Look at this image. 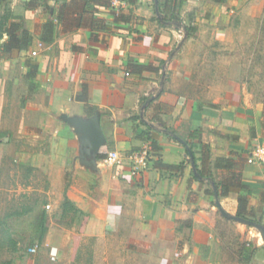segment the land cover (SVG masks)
<instances>
[{"label": "crops", "instance_id": "1", "mask_svg": "<svg viewBox=\"0 0 264 264\" xmlns=\"http://www.w3.org/2000/svg\"><path fill=\"white\" fill-rule=\"evenodd\" d=\"M90 1L49 0L48 7L41 3L36 9L24 5L19 19L32 44L26 51L0 53V84L19 73L36 93L35 130L46 118L55 135L50 158L57 178L67 175L72 181L65 196L74 207L105 223L109 216L117 226L132 223L142 236L131 237L128 244L150 264H220L217 253L223 242L216 226L237 222L211 205L216 186L209 179L218 181L216 173L220 178L231 172L216 169L218 160H225L224 165L230 161L247 188L219 198L223 208L237 215L243 196L247 217H264V166L247 162L251 149L264 144V81L258 77V89L249 87L248 73L236 72L245 64L235 58L244 48L237 45L236 26L239 21L264 24V0H175L180 25L169 20L167 0L124 3L119 9L132 12L126 23L114 21L112 8L88 13ZM74 2L81 11L71 16L94 19L93 26L65 31L57 25L54 41L41 42L44 24L65 3ZM190 24L195 31L188 33ZM252 35L258 36V75L263 76L264 29ZM30 62L37 67L32 80L27 77ZM32 93H24L22 102ZM96 113L107 139L99 155L115 151L126 157L150 146L153 157L145 173L132 177L122 165L108 166L106 157H97L96 168L81 163L79 138L61 117L87 119ZM41 157L34 152L30 160L37 163ZM249 233L248 247L257 249L253 260L264 264L260 240ZM66 237L42 243L38 252L45 256L38 264H61L68 246L76 244ZM50 245L54 248L48 256Z\"/></svg>", "mask_w": 264, "mask_h": 264}, {"label": "rangeland", "instance_id": "2", "mask_svg": "<svg viewBox=\"0 0 264 264\" xmlns=\"http://www.w3.org/2000/svg\"><path fill=\"white\" fill-rule=\"evenodd\" d=\"M24 5L23 0L2 2L0 23L5 17L19 18ZM236 28L237 45L244 48L236 51L235 58L236 62L245 64L244 68L242 65L236 68V72L248 73L249 87L258 89V77L264 81V75H258V36L252 32L264 29V24L239 21ZM260 40L264 42V38ZM20 77L23 75L17 73L12 80L0 84V264H38L45 255L38 251L31 254L30 248L39 245L40 249L47 239L54 242L61 235L72 237L76 242L68 246L61 264H150L142 260L141 251L128 244L131 237L142 236L133 229L132 223L123 222L117 226L116 222L105 223L73 210L71 206H64L66 186L72 181L68 182L67 175L62 180L57 178V168L50 158L55 135L45 123L46 118H43V127L35 130L38 119L34 116L38 102L36 93L22 78L20 81ZM27 92L32 94L24 103L22 97ZM34 152H41L43 160L31 161ZM215 175L219 180L220 175ZM93 187H97V182ZM207 188L211 186L208 184ZM99 213L102 218V211ZM260 220L264 223V217ZM239 228H245V231ZM216 230L223 242L217 253L220 264H261L260 259L253 260L257 249L248 247L251 231L258 236V244L264 249L257 229L220 222ZM53 248L50 245L48 256Z\"/></svg>", "mask_w": 264, "mask_h": 264}, {"label": "trees", "instance_id": "3", "mask_svg": "<svg viewBox=\"0 0 264 264\" xmlns=\"http://www.w3.org/2000/svg\"><path fill=\"white\" fill-rule=\"evenodd\" d=\"M6 0H0V4ZM49 0H26L25 8L26 9H36L40 6V4H44L48 7ZM112 1L113 0H91L89 3V7L87 8L88 13L96 12L98 7H108L112 8ZM124 3H129L130 5L135 4V0H120ZM222 1V0H221ZM161 8V7H160ZM166 9H169L171 13V18L169 19L172 23L180 25L183 21L179 18V14L177 13V9L180 8V5H177L175 0H167V4L165 5ZM77 9H80L79 11ZM81 11L80 6H78L77 2L71 4H64L60 9L57 16H53L48 22L44 24L43 33L40 38L41 42L49 44L52 43L55 39L56 34V26L62 25L65 31H71L74 28H78L81 26L92 27L94 23V19L84 17L83 20L81 17L71 16V14H75ZM112 14L114 16V21L116 23H126L129 22L132 18V12L126 13L122 9L119 10H112ZM99 21V20H98ZM104 23V22H103ZM103 29L109 31L111 28L108 24H103ZM186 31L188 33L195 31V28L190 25L186 26ZM32 44V36L31 34L24 28L23 22L19 18H9L5 17L3 22L0 23V53L2 55L10 54L14 50L18 51H26L30 48ZM31 65V71L28 73V79H33L37 75V67L35 64L28 63ZM37 89L39 85L36 84ZM192 149V146L189 145ZM105 155H99L98 159L102 160L105 159ZM226 162L225 160H218L214 167L216 169H228L229 172L227 175H223L219 178L218 181L213 180V177L209 180L217 187V192L219 198H223L228 196V194L232 191H245L247 188L243 185L242 182V175L240 172L237 171L234 165L227 161V165L223 163ZM201 176H204L203 172L199 171ZM212 195H214L213 191H210ZM238 212L237 216L240 217H247V207H248V199L247 197H239L238 198ZM71 206L73 210L79 211L76 207H74L69 200L66 198L64 202V206ZM211 205L217 208L216 201L211 202ZM256 221V220H255ZM260 224H263L260 219L256 221ZM251 250H248L250 252Z\"/></svg>", "mask_w": 264, "mask_h": 264}, {"label": "water", "instance_id": "4", "mask_svg": "<svg viewBox=\"0 0 264 264\" xmlns=\"http://www.w3.org/2000/svg\"><path fill=\"white\" fill-rule=\"evenodd\" d=\"M61 119L74 129L75 134L79 138L81 163L86 167L96 168L99 150L107 142L100 115L96 113L94 116L87 119L79 116L62 115ZM214 190L217 208L219 209L221 215L227 220L235 221L245 226L257 229L260 232L264 245V225L256 222L255 220L240 217L227 212L220 202L216 187Z\"/></svg>", "mask_w": 264, "mask_h": 264}, {"label": "built area", "instance_id": "5", "mask_svg": "<svg viewBox=\"0 0 264 264\" xmlns=\"http://www.w3.org/2000/svg\"><path fill=\"white\" fill-rule=\"evenodd\" d=\"M124 2L120 0H113L112 7L118 10ZM42 46V44H40ZM37 56V52L32 53ZM153 150L150 146L142 147L136 152L128 154L123 157L119 152L111 151L107 154L105 162L108 166L122 165L128 169V174L132 177L141 176L145 173L152 162ZM248 164L264 166V144H256L247 156ZM39 249V245L30 248V253L35 254Z\"/></svg>", "mask_w": 264, "mask_h": 264}, {"label": "clouds", "instance_id": "6", "mask_svg": "<svg viewBox=\"0 0 264 264\" xmlns=\"http://www.w3.org/2000/svg\"><path fill=\"white\" fill-rule=\"evenodd\" d=\"M108 221H109L110 223H114V222H115V218L112 217V216H109V217H108Z\"/></svg>", "mask_w": 264, "mask_h": 264}]
</instances>
